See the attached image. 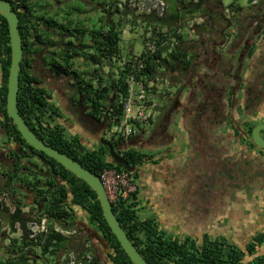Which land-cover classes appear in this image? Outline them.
Masks as SVG:
<instances>
[{
    "label": "trees",
    "instance_id": "16d2710c",
    "mask_svg": "<svg viewBox=\"0 0 264 264\" xmlns=\"http://www.w3.org/2000/svg\"><path fill=\"white\" fill-rule=\"evenodd\" d=\"M9 1L18 16L17 27L22 46L17 92L19 114L30 129L47 145L65 153L93 174L100 177V173L104 169H114L118 172L127 171L123 165L112 162L105 145L97 142L96 148H90L76 135L71 137L65 135V129L58 121L62 111L60 106L54 102L52 89L40 85L39 80L28 72L29 63L28 60H25V54L33 49L34 41H39L40 36L45 34L37 33L36 24L41 22V25L46 29L47 27L51 28L54 23L53 19L47 15L44 16L45 12L35 10L39 0ZM113 1L115 0H111V2ZM166 1L167 8L163 14L157 15L155 11H152L150 14L142 13L137 16L138 21L145 28L144 31L150 33V37L147 39L143 37V40H155L158 43L162 37L173 34L178 28L182 29L188 22H192L190 29L194 32L196 39L190 47L182 45L184 40L182 36H178V44L171 51L164 54L167 47H157L155 52L144 60V67L138 71L135 70L138 61H127L129 58L125 59L124 66L116 65L112 59L115 57L116 61L120 56L119 41L123 23L120 14L128 13L127 6L124 3L120 8L118 6L120 4L114 3L113 8L111 3L99 0L96 5L106 13L107 21L89 30L88 38L91 44L83 41L76 46H73L72 43L66 44L59 53L60 62L56 67L58 73L72 77L78 84L76 93L59 96L61 105H66L68 100L74 103L81 97L89 104L92 117L100 120L103 116L106 126H109L115 121L113 115L121 113L116 99L125 91V78L131 65H133L132 71L146 77L159 71V68H161L160 74L165 77L164 72L167 69L182 72L181 81L183 83L179 89V103L173 108L171 107L172 112L167 111L161 116L158 127L151 128L150 133L149 131L145 132L144 128L139 129V132L127 141H123L122 138L109 139L116 152L123 156L129 165L135 166V170L130 173L136 182L135 190L130 192L126 198L118 197L114 202L111 201L112 210L126 235L148 264H264V255L246 260L245 251L225 238L210 239L204 236L198 242L189 235L183 238L171 237L158 226L154 217H140L137 213L140 190L137 180L140 177L141 167L146 163H154L157 159L159 161L164 157L168 159L166 155L155 158L149 148L157 144L168 145L166 143H169L173 136H179L173 132V128L170 129L176 114L180 117L181 127L184 128L191 124V128L197 129L200 133L201 138L195 143L196 151L202 154L201 163L204 164L202 169L207 171L205 176L208 172L213 173L210 174V177L199 178L194 182L193 187L192 184H188L182 179L183 192L188 191L192 197H196L194 196L195 191H200L199 188L197 189V184L201 180L206 183L207 188H215L216 183L220 184L219 180L244 182L245 177L251 172L249 167L253 164V159L255 158L256 162H259L260 159V156L254 153L256 151H251V146H254L252 141L247 143L240 152H235L234 145L230 146V150H227L228 147H225L227 145L220 141L226 140V137L232 139V132H230V136L227 131L220 132V141L216 145L214 135L216 128L218 130V126H215L218 125V116L214 121V116L207 114L206 107L210 106L206 98L211 99L216 94L214 89L211 90V94L205 95V92L202 95L198 94L201 86L199 79L204 80L203 85L207 89L220 88V98H222L220 102L224 107L222 114L225 113V107L229 104L230 93L233 90L231 79L233 60L230 58L228 47L225 51H220L217 54V56L220 55L219 58L216 56V48L225 42L226 30L230 28V19L224 15L225 6L221 0ZM227 7H231L236 17L238 35L234 41L238 46H241L250 34V8L234 2L229 3ZM73 8L79 9L75 6ZM259 12H264V8ZM195 19H198L199 22H194ZM131 22H135V19H132ZM72 23L71 18L65 19L60 24V30L72 35L71 30H75V28L71 29ZM76 30L79 31L78 28ZM80 33L84 37L86 29L81 30ZM81 48H86V51ZM250 48L249 53L250 51L254 52ZM80 54L86 55V59L91 60L92 63H98L101 59H105L108 67H115L116 70H108L105 78H102L98 75V70L94 68L92 72H89L88 80H85L84 76L86 73L88 74V71L79 73L72 68L74 57ZM245 58L243 55L239 61L237 74L244 72L247 64ZM9 64L8 24L0 14V131H3L0 133V139L4 134L10 141L12 146H9L8 150L14 159L10 166L0 165V243H2V236L5 235V228L10 233L18 232L17 236L8 238V243L0 255V264H57L55 257L57 252L62 249L79 254L89 252L94 264H99L100 258L104 254L111 264H133L107 225L94 190L55 159L30 146L7 115L6 92ZM212 76L213 78L216 76L212 80L214 85L209 84L212 82L210 79ZM182 92H184L183 95H180ZM106 94H112V97L105 105ZM78 95L80 96L78 97ZM197 104L198 107H203V111L198 110ZM204 115H210V119L206 120ZM250 129L247 130L248 134ZM0 141V147H4V140ZM149 142L152 144L148 145ZM160 142L162 143L159 144ZM127 144L129 145L125 146ZM156 149L158 150V147ZM33 157L42 161V167L48 170L49 175L41 173L39 168L33 171L37 165L35 161H31ZM219 163L224 165L225 169L218 172L217 168H213V166ZM207 164L208 166L205 168ZM231 167L240 171L235 178L230 177L232 170H227ZM215 172L218 174H214ZM222 173L226 174L225 178H218L217 176H223ZM232 184L226 183L227 188L234 189L235 187L230 186ZM17 185L39 196L38 201L36 198L32 200L34 207H27L23 200L24 197L20 196ZM184 186L187 188L185 189ZM193 190L194 193H192ZM6 197L9 199L10 206L6 203ZM184 197L187 198L186 194ZM209 198L212 199V202L217 199L214 196H209ZM76 207L86 212L87 222L75 217ZM193 208L196 209V206L193 205ZM185 212L186 210H183L182 213ZM33 217L37 219L45 217L50 227L55 221L62 227L75 229V233L68 238L51 230L45 236L38 234L35 239L31 238L29 237L31 232L29 222ZM94 238L101 239L102 243L98 242L92 246L97 242L93 241ZM263 241L264 234L258 233L245 244L244 249L249 255H252L256 245ZM92 247L96 248H93L95 252ZM39 259H41L40 263Z\"/></svg>",
    "mask_w": 264,
    "mask_h": 264
},
{
    "label": "rangeland",
    "instance_id": "374dc122",
    "mask_svg": "<svg viewBox=\"0 0 264 264\" xmlns=\"http://www.w3.org/2000/svg\"><path fill=\"white\" fill-rule=\"evenodd\" d=\"M80 1L83 3L78 2L77 0H59L58 3H56V0H50L47 4L49 9H56L60 14H64L66 18H72V28H74V22L77 20L76 18H80L86 22L88 26L98 24L102 15H104V19L106 18L104 12L101 11L102 8H99V6L96 5V2L99 0ZM101 1L111 3L113 8L114 3L120 4L118 5L120 8L124 3L127 6L126 8L128 13L125 12L124 14H120L123 19V23L119 41L120 56L115 63L117 65L118 62L129 58L132 54H139L148 41H144L143 37L147 39L150 37V33L148 31H144L145 28L138 21L137 16L147 11L148 8L152 10V0H115L113 2H111V0ZM221 2L225 7H227L231 2L236 4L239 3L244 7H247L250 4H255L253 0H221ZM71 3L83 11L84 17H80L77 12L73 13L70 11V7H72ZM226 17L230 18L229 15ZM132 19H135V22H131ZM194 22H199V20L195 19ZM191 23L192 22H188V24L181 29V36L184 40L182 45L186 47H190L192 42L196 39V36H190L192 33L190 31V26L188 25ZM230 30V28L226 30V38L229 37ZM76 67L81 71H83V69H89L82 63H76ZM159 69L161 70V68ZM108 70L115 71L116 69L115 67L109 68L107 65L106 71ZM164 73L166 74L165 78H167L169 85L165 89V95L159 96L158 98V102L163 105L160 108V112L157 113L151 122V125L144 128L145 132L149 131L150 133L152 131L151 128L159 126L160 118L165 108L170 106L172 98L176 96V93L179 91L183 83V81H181L182 72L178 70L170 71L167 69ZM170 87L172 88L168 91L167 88ZM183 93L184 92L180 95H183ZM111 97L112 94H106V104H108ZM63 112L64 113L61 114L58 121L64 127L65 135L67 137L76 135L88 147L96 148L98 145L95 135L92 136L89 132H87V127L83 128L80 126L79 122L69 116L65 109H63ZM179 118V115L176 114L172 125L170 126V129L173 128V132L179 136H173L172 140L170 139V142L166 143L168 145L157 144L154 147L149 148V151H152L155 158H159L161 156L164 157L166 155L168 156V159L165 157L160 161L155 159L158 162L155 161L154 163H146L143 167H141L140 177L137 180V184L140 188L138 195V215L140 217H154L158 226L171 237L183 238L184 236L189 235L195 238L198 242L203 239L204 236H207L210 239L225 238L228 242L245 251L246 260L253 259V257L258 255H264V241L256 245L252 255H249V253L244 249L245 244L248 241H251L256 234H264V179L262 180L263 184H261L260 181H256L254 183L246 182L248 176L245 177L244 182L219 180L220 184L218 186L213 185L215 188L211 187L212 189L207 188L206 183L201 180L198 186H200L199 188H206V190L202 193L201 191H198V193L194 194V196L197 197V201L200 200L203 202V204L198 202L197 207V201H192V198L195 199L196 197H192L188 191L186 193L183 192V186L181 184L182 179L188 184H194V182L199 180V178L210 177L213 173L208 172L205 176V172L207 171L202 169L204 164L201 163V156H184L175 150L176 147L181 149L184 145L182 144V140H184L183 143H185L187 139L185 138L187 134L186 129L181 128ZM227 126L228 123L226 121L222 122L218 125V131L224 133V129ZM0 133H3V131L1 130ZM98 135L108 140L110 138L116 139L117 137L108 131L107 126ZM141 138L143 137L141 136ZM1 139L8 142L4 134ZM152 142H149L148 145H151ZM161 143L162 142L159 144ZM128 145L129 144L125 146ZM157 147L158 150L156 149ZM170 149L172 150L170 155H168ZM241 157L243 156L241 155ZM252 162H256L255 158ZM207 166L208 164L205 165V168ZM227 170H232V176H230L231 178L237 177L240 173V171L235 167H231ZM214 174H218V172H215ZM222 174L223 176L220 175L217 177L225 178L226 174ZM132 182L136 184L133 177L131 178L130 184ZM226 183H236L237 185H230L232 188L235 187L234 189L236 190L228 189ZM184 188L186 189L187 186H184ZM192 193H194V190ZM185 194L186 197L188 198L189 196L190 199L185 198ZM209 196L217 197L216 201L212 202V199H210ZM5 200L10 206L8 197H6ZM24 201L26 202L28 208H32V206L34 207L30 196H24ZM193 205L196 206V209L193 208ZM183 210H186V212L182 213ZM75 215V217L79 220L85 222L88 220L86 212L79 207H76ZM17 235L18 232L10 233L7 231V228H5V235L2 236V243H0V255L3 253V250L8 243V238ZM59 255L60 253L57 252L55 260H57V256ZM38 261L40 263L41 259ZM99 264L111 263L104 254L102 258H100Z\"/></svg>",
    "mask_w": 264,
    "mask_h": 264
},
{
    "label": "flooded vegetation",
    "instance_id": "af4514ba",
    "mask_svg": "<svg viewBox=\"0 0 264 264\" xmlns=\"http://www.w3.org/2000/svg\"><path fill=\"white\" fill-rule=\"evenodd\" d=\"M49 1L50 0H39L38 6L35 8V10H37L38 12H45L44 16L47 15L51 17L54 23L51 28L47 27V29L43 25H41V22H38L36 24L37 33H45V34H42L40 36L39 41L33 40L34 41L33 49L27 54H25V60H28L29 63L27 70L30 74H33L39 80L40 85L44 86L47 89L50 88L52 89L51 93L52 96L55 98L54 102L58 106H60L62 113H64L63 109H65L69 116L73 117L75 120H77V122H79L80 126H82L83 128L87 127L88 128L87 132H89L92 136L94 135L96 136L106 127V121L104 120V117L101 116L100 120L93 118L92 115L90 114L91 108L89 107V104L85 102V99L83 100L81 97H79L80 95H78L79 99L76 102L72 103L71 101L68 100L66 105H61L59 96L60 95L65 96V94L68 93L70 94L76 93L78 90V84L75 83V80L72 77L63 76V74H59L58 69L56 67L57 64L60 62L59 53L61 51V48L64 47V45L72 43L73 46L74 45L76 46L79 45L80 42L82 41L90 45L91 41L88 38L89 30H91L94 27H97L101 23H105L107 19L106 18L104 19V15H102L100 17V22L98 24L88 26L86 22L78 18L74 22L75 30L72 29L73 26L72 23L71 24L72 35L70 34L68 35V33L66 34L65 32H62L60 30V24H61V19L59 18L60 13L56 9L53 8L49 9L47 4ZM253 2L255 4L249 5L250 34L248 35L246 40L242 42V45L238 46L234 41L236 39L235 38L236 35H238V32L236 29V17L234 15V12H232V14L229 15L230 29L232 30V31L230 30L229 32L230 33L228 37L229 40L228 38L225 37L227 41L225 40V42L221 46L216 48V56H217V54H219L220 51L222 52L224 49L226 50L228 47V49L230 50L229 52L230 58H232L231 60H233V69L231 74L233 90L230 93L231 97L228 106L225 107L224 114H222L223 112L222 109L224 107L223 104L220 102L222 100V98H220L221 89L220 88L207 89V87L203 85L204 80L199 79L201 86L199 85L200 87L198 94L200 93V95H202L204 92L206 93L205 95L211 94L212 92L211 90L214 89V93L216 95L211 99L206 98L208 99L207 103L210 104V106L209 105L206 106L208 109L207 114H211V116H214V121L215 119H217L218 116L217 119L218 125H220L224 121L228 123L232 132L231 136H233L232 139L234 141L233 145L235 152H240V150L246 147L245 145L247 143L252 141L251 139L252 128L257 124L264 122V37H263L264 12L261 13L259 12V10L264 8V0H255V1L253 0ZM56 3H58V0H56ZM41 6L44 7L42 8ZM70 11L74 13L75 9L73 7H70ZM104 14L106 15L105 12ZM83 23H85L86 25ZM76 28H78L79 31H77ZM83 29H86V33L84 37H82V34L80 33L81 30ZM249 48L253 49L254 52L250 51L249 53L248 51ZM82 50L86 51V48H83ZM243 55H245L246 57L245 59L248 65L250 63L251 69L249 72H247L246 71L247 67H245L244 72L237 74L239 61L242 59ZM85 56L86 55L83 54L75 56L73 59L74 64L72 68L79 73H82L84 71H88L89 73L92 72L93 69L95 68L99 72L98 75L101 76L102 78L103 77L105 78V75L107 73L106 71L107 64L105 59H101L100 62L98 63H92L91 60L86 59ZM219 56L220 55H218L217 57L219 58ZM217 62L219 61L217 60ZM76 63H80V64L82 63L83 65H86L89 69H83V71L78 70L76 67ZM88 78H89V74L86 73L84 79L88 80ZM207 78L208 77L206 76V79ZM215 78L216 76L214 78L212 76L210 79L212 81ZM209 84L214 85V81L209 82ZM179 97L180 96L178 91L176 93V96L172 98V102L170 106L165 108L162 115L166 114L167 111L170 112L173 111L172 108L179 103ZM105 99H104V103L106 105ZM196 106L198 110H202L203 108V107L202 108L198 107V104ZM103 115H104V111H103ZM205 117L206 120L210 119V115H207ZM205 117H204V121H205ZM248 129L251 130L249 134L247 133ZM261 136L264 138V130H261ZM5 141H4L5 143L4 147H0V165L4 167L10 166L14 162V159L8 150L11 143L10 141H8L9 142L8 145V142ZM252 144L254 146H251V151H256L254 153L258 154L260 156V159L259 162H253V164L250 165L249 168L251 169V172L247 175L248 179L246 182L254 183L256 181L257 182L260 181V183L263 184L262 181L264 179L263 149L255 146L253 141ZM31 161L33 162L35 161L36 162L35 164H37L36 165L37 167L35 166L33 168L34 169L33 171L39 168L41 169L40 170L41 173L44 172V174L49 175L48 170L47 169L45 170V168L43 169L41 160L33 157L31 158ZM213 168H217L216 170H218L219 172L220 170L225 169V166L219 163L216 166H213ZM17 188L20 191V196H22V198L24 196L26 197L30 196L31 202L35 198L36 201H38L37 199H39V196H36L34 192L32 193L28 189H24V187L19 185H17ZM93 241H97V242L93 243L92 246L96 245L98 242L102 243V240L97 238H94ZM93 248L94 247H92V249Z\"/></svg>",
    "mask_w": 264,
    "mask_h": 264
},
{
    "label": "built area",
    "instance_id": "2783aa9c",
    "mask_svg": "<svg viewBox=\"0 0 264 264\" xmlns=\"http://www.w3.org/2000/svg\"><path fill=\"white\" fill-rule=\"evenodd\" d=\"M167 7L166 0H152V10L148 8L144 13L150 14L155 11L157 15L164 13ZM232 14L231 7L224 8V15ZM192 23L188 26L191 27ZM181 29L178 28L173 34L162 37L158 43L155 40H148L143 49L137 55H131L127 61H138L135 70L138 71L144 66V60L150 56L157 47L166 46L169 52L178 44V36H181ZM117 61V60H116ZM115 57L112 62L116 63ZM125 60L118 62L117 65L124 66ZM133 65L125 78L126 88L123 94L116 99L120 106L121 113L113 115L115 121L107 126L108 131L126 141L134 136L139 129L146 128L151 125L163 104L158 102L159 96L165 95V89L169 85L167 78L160 74V70L151 73L146 77L143 74H136L132 71ZM107 68V66H106ZM115 103V102H114ZM113 103V104H114ZM100 178L106 189L110 201L114 202L118 197L124 199L128 194L135 190V184L131 181V173L128 171H115L114 169H104L100 173ZM30 234L29 237L36 238L38 234L45 236L51 230L56 233L70 238L75 233L73 228L62 227L57 222L53 221L52 226L48 225V220L45 217L37 219L33 217L29 222ZM57 256V264H94L92 255L89 252L85 254L75 253L68 249H62Z\"/></svg>",
    "mask_w": 264,
    "mask_h": 264
},
{
    "label": "water",
    "instance_id": "95a60500",
    "mask_svg": "<svg viewBox=\"0 0 264 264\" xmlns=\"http://www.w3.org/2000/svg\"><path fill=\"white\" fill-rule=\"evenodd\" d=\"M0 14L6 19L8 24L10 44V64L8 67L6 92L7 115L16 125V129L19 131L22 138L30 146L37 150L43 151L46 155L55 159L67 170L86 182L94 190L107 225L116 237L121 248L129 257L130 261L133 264H148L144 257L134 246V244L130 241L121 224L119 223V220L114 214L111 201L107 195L101 178L93 174L90 170L82 166L79 162L72 159L65 153L51 147L50 145H47L30 129L24 118L19 114L17 109V92L19 88V69L20 60L22 58V46L21 37L17 27L18 16L12 9L9 0H0ZM261 130H264V122H261L252 128L251 139L255 146L264 150V138L261 136ZM95 139L97 140V142L107 147L108 154L112 162L123 165L125 170L129 172L135 170V166L129 165L127 160L116 152L113 145L108 139L101 137L98 134L95 136Z\"/></svg>",
    "mask_w": 264,
    "mask_h": 264
},
{
    "label": "crops",
    "instance_id": "0c3cea01",
    "mask_svg": "<svg viewBox=\"0 0 264 264\" xmlns=\"http://www.w3.org/2000/svg\"><path fill=\"white\" fill-rule=\"evenodd\" d=\"M59 1V0H58ZM63 1H65V0H63ZM78 2H81V3H83L82 1H80V0H77ZM85 3H86V1H85ZM71 5H72V7L74 6L72 3H71ZM61 7V6H60ZM75 9V12H77L79 15H80V17H84V14H83V11L80 9H76V8H74ZM78 17V16H77ZM59 18L61 19V23L62 22H64V20H65V15L63 14V15H61L60 14V16H59ZM67 19V18H66ZM76 19H78V18H76ZM71 20H72V18H71ZM91 28V27H90ZM191 31V33L192 34H190V36H192V37H195V34H194V32L192 31V30H190ZM80 57V56H79ZM77 59V58H76ZM77 61V60H76ZM247 62V61H246ZM245 67H247V72H249L250 71V69H251V65H250V63H249V65H248V63L245 65ZM174 86V85H173ZM171 88L172 87H170V88H167V90L169 91V89L171 90ZM166 90V91H167ZM215 126H218V125H215ZM192 126H191V124H189V125H187V127L185 126L184 128L186 129V132H187V135L185 136V138H187L186 139V141H185V143H183L184 142V140H182V144H184L182 147H181V149L180 148H178V147H176L175 148V150H177V152L178 153H181V154H183L184 156L185 155H199V156H202V154L200 155V153H198L197 151H196V140H200V138H201V136H200V133L198 132V130L197 129H195V128H191ZM182 129H184L183 127H181ZM201 131V130H200ZM224 131H227V134H228V136H230V132H231V129H230V126L228 125L225 129H224ZM219 133L220 132H218V130H217V128H216V132H215V137H214V140H215V142H216V145H217V143L220 141L219 139H220V136H219ZM188 136V137H187ZM227 139L226 140H222V141H220V142H222V143H225L227 146H225V147H228L227 148V150H230V146H232L233 144H234V141H233V139H231L230 137H226ZM171 150L172 149H170V151H169V153H168V155H170V153H171ZM195 153V154H194ZM250 173V172H249ZM192 187H193V184L191 185ZM200 186H198V184H197V189L199 188ZM189 189H191V188H189ZM200 189V191H201V193L202 192H204V188L202 187V189L201 188H199ZM212 189V188H211ZM196 193H198V191H195ZM192 201H197V197L195 198V199H193L192 198ZM201 203V204H203V202L202 201H197L196 203ZM197 207H198V204H197Z\"/></svg>",
    "mask_w": 264,
    "mask_h": 264
},
{
    "label": "bare ground",
    "instance_id": "6f19581e",
    "mask_svg": "<svg viewBox=\"0 0 264 264\" xmlns=\"http://www.w3.org/2000/svg\"><path fill=\"white\" fill-rule=\"evenodd\" d=\"M89 74V73H88Z\"/></svg>",
    "mask_w": 264,
    "mask_h": 264
}]
</instances>
